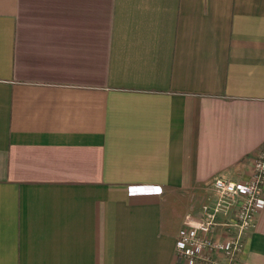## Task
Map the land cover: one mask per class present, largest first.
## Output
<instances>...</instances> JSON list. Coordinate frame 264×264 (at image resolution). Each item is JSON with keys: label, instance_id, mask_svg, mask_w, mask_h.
<instances>
[{"label": "crops", "instance_id": "1", "mask_svg": "<svg viewBox=\"0 0 264 264\" xmlns=\"http://www.w3.org/2000/svg\"><path fill=\"white\" fill-rule=\"evenodd\" d=\"M263 146L264 0H0V264H207L186 215Z\"/></svg>", "mask_w": 264, "mask_h": 264}, {"label": "built area", "instance_id": "2", "mask_svg": "<svg viewBox=\"0 0 264 264\" xmlns=\"http://www.w3.org/2000/svg\"><path fill=\"white\" fill-rule=\"evenodd\" d=\"M199 212L188 213L179 236L177 254L189 263L240 264L247 234L255 227L264 193V146L256 154L248 180L238 183L218 177ZM233 207L237 210L231 217ZM228 217L222 221V217ZM220 227L227 228L223 237Z\"/></svg>", "mask_w": 264, "mask_h": 264}]
</instances>
